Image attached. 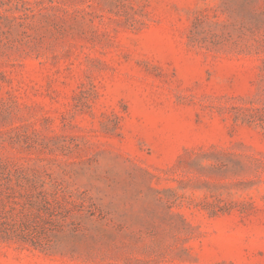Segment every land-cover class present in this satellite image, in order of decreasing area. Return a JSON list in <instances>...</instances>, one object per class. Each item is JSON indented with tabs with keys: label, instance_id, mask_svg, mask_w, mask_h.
I'll return each instance as SVG.
<instances>
[{
	"label": "rangeland",
	"instance_id": "obj_1",
	"mask_svg": "<svg viewBox=\"0 0 264 264\" xmlns=\"http://www.w3.org/2000/svg\"><path fill=\"white\" fill-rule=\"evenodd\" d=\"M0 264H264V0H0Z\"/></svg>",
	"mask_w": 264,
	"mask_h": 264
}]
</instances>
